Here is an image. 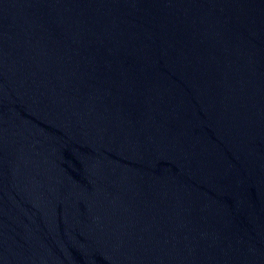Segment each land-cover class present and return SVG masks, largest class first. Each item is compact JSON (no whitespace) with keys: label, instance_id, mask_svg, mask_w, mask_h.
<instances>
[{"label":"water","instance_id":"1","mask_svg":"<svg viewBox=\"0 0 264 264\" xmlns=\"http://www.w3.org/2000/svg\"><path fill=\"white\" fill-rule=\"evenodd\" d=\"M0 264H264V0H0Z\"/></svg>","mask_w":264,"mask_h":264}]
</instances>
